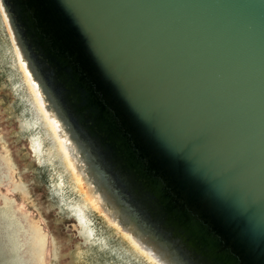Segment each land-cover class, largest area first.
<instances>
[{
    "label": "water",
    "instance_id": "95a60500",
    "mask_svg": "<svg viewBox=\"0 0 264 264\" xmlns=\"http://www.w3.org/2000/svg\"><path fill=\"white\" fill-rule=\"evenodd\" d=\"M6 1L140 232L175 264H264V0Z\"/></svg>",
    "mask_w": 264,
    "mask_h": 264
},
{
    "label": "bare ground",
    "instance_id": "6f19581e",
    "mask_svg": "<svg viewBox=\"0 0 264 264\" xmlns=\"http://www.w3.org/2000/svg\"><path fill=\"white\" fill-rule=\"evenodd\" d=\"M0 11L13 45L12 49L4 32L5 28L0 23V37H3L0 40V85L10 87L16 96L13 103L8 105L7 113L19 121L20 129L16 134L18 138H28L35 156L34 161L39 165L33 169L35 177L32 182L40 184L46 179L49 180V209L57 204L62 207L65 203L72 211L62 208V213L68 211L71 216H75V213L79 216L78 223L82 229L79 234L82 242L75 244V249L70 252L69 264H144L143 261L146 262L147 259L151 264H175L168 258L170 254L166 250H162L152 239L140 232L137 225L121 210L117 199L112 201L109 198L98 175L90 173L92 168L81 155L78 143L67 124V112L56 94L47 86L45 76L31 57L28 41L26 43L16 25L14 13L6 0H0ZM0 139L7 151L4 158L8 167L10 170L19 171L11 149L1 134ZM84 145L89 148L85 141ZM27 166L26 170L33 167V164ZM53 170L58 171L59 177L55 176ZM20 177L21 181L15 190L29 198L26 191L29 183L22 175ZM67 190L79 194L75 201L67 200ZM6 200L9 199L6 197ZM7 207L10 209V205ZM93 212L99 213L104 221L116 230H105V234L100 231L93 221ZM116 231L126 238L130 245L123 246L121 242L120 245L110 243L109 237H112V233L116 234ZM41 232L40 227H35L32 233L31 255L34 264L42 263L40 259L44 247L41 239L44 235ZM52 238L56 248L52 264H60V258L63 256L61 244L53 232ZM161 238L168 242L164 236L161 235ZM21 263L25 264L23 259Z\"/></svg>",
    "mask_w": 264,
    "mask_h": 264
},
{
    "label": "rangeland",
    "instance_id": "374dc122",
    "mask_svg": "<svg viewBox=\"0 0 264 264\" xmlns=\"http://www.w3.org/2000/svg\"><path fill=\"white\" fill-rule=\"evenodd\" d=\"M0 23L4 26V32L7 34L8 42L13 49L10 36L1 16ZM2 38L0 37V40H2ZM1 74L0 68V79ZM3 78L6 79V77ZM12 92L10 87H2L0 85V134L7 141V145H9L20 171L10 170L8 167L4 158L7 156V151H5L6 148L0 139V264H22V259L25 264H34L31 255V245L33 243L32 233L35 227H40L41 233L44 235L41 239V244L44 247L40 259V262H42L41 264L53 263L54 250H56V248L52 244L51 232H53L56 236V240L61 244L60 250L63 256L60 258V264H69V262H71L70 252L75 249V244L77 245V243L81 241L78 229L74 227L76 218L74 216H62L58 205H54L50 209L48 208L47 203L50 199L48 191L49 180L47 181L46 179L40 184H34L32 182L35 177L33 169L38 168L39 165L37 161L33 160V154L29 153L30 145L28 138H18L16 134L20 129L19 121L15 117H10L7 113L8 105H11L16 99L15 94ZM31 164H33V167L26 170V166H31ZM53 171L55 176L59 177L58 171ZM20 175L23 176L25 181L31 182L34 201L29 200L26 192L25 197L21 192L15 190L16 185L21 181ZM66 193L69 195H66L69 201H75L77 195L79 196L78 193L69 190H67ZM6 197L9 199L8 201ZM7 205H10V209H8ZM38 207L40 208L38 209ZM40 210H42L44 216H42ZM92 218L99 227V230L103 231L104 234L106 233L105 230H116L112 225L104 221L99 213L93 212ZM16 222H20L21 225ZM114 233L116 234L112 233V237H109L110 243H118L120 245L121 242L123 246L130 245L128 240L120 233H117V231ZM47 234L51 236L49 237L50 241L47 238ZM148 261L147 259V261H143V263L151 264Z\"/></svg>",
    "mask_w": 264,
    "mask_h": 264
},
{
    "label": "flooded vegetation",
    "instance_id": "af4514ba",
    "mask_svg": "<svg viewBox=\"0 0 264 264\" xmlns=\"http://www.w3.org/2000/svg\"><path fill=\"white\" fill-rule=\"evenodd\" d=\"M19 131V130H18ZM17 131V132H18ZM29 145H30V142H29ZM7 146H9V145H7ZM30 154L32 153L33 154V151L31 150V147H30V152H29ZM33 160H35V156H34V154H33ZM32 160V161H33ZM27 168H28V166H27ZM28 183H29V187H28V189L26 190L27 191V193H28V196H29V200H33L34 201V199H33V194H32V185H31V182H29L28 181ZM58 206H59V209H60V214L62 215V216H68V217H71V215L68 213V211H72L65 203L64 204H62V207H61V204H57ZM40 207H38V209H39ZM62 208L63 209H68V211L67 212H65V211H63V213H62ZM40 212L42 213V216H44L43 215V212H42V210H40ZM76 216V217H75ZM75 218H76V223H74V227H76L77 229H78V234H79V232H80V230H82L81 229V227H80V224L78 223V215L75 213ZM44 220V219H43ZM45 221V220H44ZM46 222V221H45ZM47 223V222H46ZM52 233V232H51ZM49 237H51V236H49L48 234H47V238L49 239V241H50V238ZM79 237H80V234H79ZM80 239H81V237H80ZM82 242V239H81V241L80 242H78V243H81ZM52 244H53V238H52Z\"/></svg>",
    "mask_w": 264,
    "mask_h": 264
}]
</instances>
